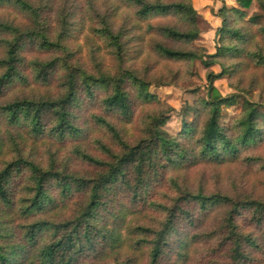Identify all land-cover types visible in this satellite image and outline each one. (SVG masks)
<instances>
[{"label": "trees", "instance_id": "1", "mask_svg": "<svg viewBox=\"0 0 264 264\" xmlns=\"http://www.w3.org/2000/svg\"><path fill=\"white\" fill-rule=\"evenodd\" d=\"M236 3L216 14V52L198 54L160 42L199 39L166 24L197 26L191 0H0V101L16 96L0 104V264H264V100L244 96H264V0ZM73 10L117 73L90 36L95 71L76 59ZM163 59L208 68L207 95L176 136L170 112L145 110L156 98L136 73Z\"/></svg>", "mask_w": 264, "mask_h": 264}, {"label": "rangeland", "instance_id": "2", "mask_svg": "<svg viewBox=\"0 0 264 264\" xmlns=\"http://www.w3.org/2000/svg\"><path fill=\"white\" fill-rule=\"evenodd\" d=\"M34 4H38L41 0H29ZM193 7L197 10L199 14V22L197 26H193L187 21L179 18H171L166 24L173 23L178 29L182 31L191 30L194 28H199L200 37L198 40L192 42L191 44L176 42L168 40L165 38H160V42L170 48L179 51H194L195 53L204 54H214L216 52V32L221 26V19L216 15L219 9L225 6H237L236 0H191ZM46 2V0H43ZM50 4H52L50 2ZM50 10V8H49ZM11 11V10H10ZM259 11L257 3L254 4L250 11V15ZM15 19L23 28L31 26V21L28 15L21 12L18 13ZM79 11L73 10L72 22L74 25L72 27V34L74 38H77L74 42V47L72 50L78 54L76 59L80 63H85L88 66L89 72L95 71L94 55L89 46L90 40L95 41L97 46L101 48L102 58L105 59L103 63V71L107 74L113 75L117 73V62L110 55V51L106 49V46L102 40L97 39L93 35H87L90 32L88 29H81ZM12 19V18H10ZM57 27V24L51 27ZM54 30V29H52ZM57 33V30L53 32L52 37ZM90 36V40H88ZM147 52V51H146ZM41 59H48L49 54L39 55ZM211 69L215 73H220L219 66H213ZM146 66L141 65L137 68L136 73L139 77H144L145 81L150 83L148 90L155 96L156 100L152 105L145 107L146 111L157 112L159 110H165L170 112V117L167 122L165 129L167 132L173 136H176L183 128V118L185 117L188 121H192L193 114H189V108L195 107L196 103L205 98L208 92V82L207 73L208 68L200 61H174L163 59L160 62L157 70L155 72L146 75ZM65 72L59 70L53 79L54 85L52 90V95L57 97L63 93V88L61 84L63 83V76ZM219 93L222 96H231L236 93L234 89L229 84L228 79L225 77L215 82ZM130 90H136V88L131 87ZM249 100L254 102H263L264 96L260 95L257 91H251L249 94L244 95ZM15 95L7 98L4 101H0L3 104L5 101L12 100ZM171 107L174 111H169L168 108ZM240 113V106L236 105L234 107H224L221 123L222 125H230L234 122L236 117ZM47 153V151H44ZM48 154V153H47ZM65 155V152H64ZM64 157V156H63ZM48 156L44 155L43 159H47Z\"/></svg>", "mask_w": 264, "mask_h": 264}]
</instances>
